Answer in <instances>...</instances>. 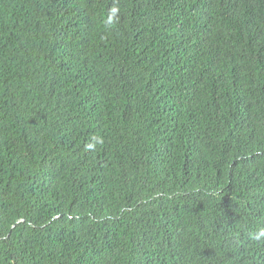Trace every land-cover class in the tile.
<instances>
[{
	"label": "trees",
	"instance_id": "16d2710c",
	"mask_svg": "<svg viewBox=\"0 0 264 264\" xmlns=\"http://www.w3.org/2000/svg\"><path fill=\"white\" fill-rule=\"evenodd\" d=\"M0 264H264V0H0Z\"/></svg>",
	"mask_w": 264,
	"mask_h": 264
}]
</instances>
